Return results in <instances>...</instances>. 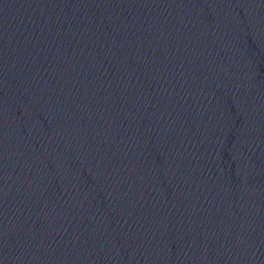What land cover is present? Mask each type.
<instances>
[{
	"label": "water",
	"instance_id": "water-1",
	"mask_svg": "<svg viewBox=\"0 0 264 264\" xmlns=\"http://www.w3.org/2000/svg\"><path fill=\"white\" fill-rule=\"evenodd\" d=\"M0 264H264V0H0Z\"/></svg>",
	"mask_w": 264,
	"mask_h": 264
}]
</instances>
